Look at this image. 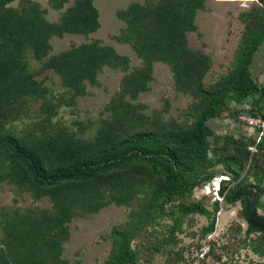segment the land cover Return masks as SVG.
<instances>
[{"label": "trees", "instance_id": "trees-1", "mask_svg": "<svg viewBox=\"0 0 264 264\" xmlns=\"http://www.w3.org/2000/svg\"><path fill=\"white\" fill-rule=\"evenodd\" d=\"M13 1L16 6L10 5ZM63 1L47 0L53 9ZM204 1L144 0L116 11L123 27L115 39L130 46L140 65L121 77L117 97L106 104L109 114L99 120L94 135L81 138L50 122L51 116L60 103L70 104L82 94L84 83H94L101 66L124 68L125 57L90 39L44 59L51 36L86 35L97 28L91 0H73L55 21L46 20L32 0H0V159L9 166L5 174L39 189L50 201V210L0 214V264H46L48 260L63 264L60 243L72 214L80 209L96 211L106 202L128 204L139 194L136 218L110 230L111 251L105 264H136L130 238L145 228L150 231L161 218L169 220L165 232L172 237L182 231L186 216L201 215L206 223L197 238L205 239L213 230L219 201L212 200L209 209L192 194L213 174L227 176L218 192L224 204L238 203L236 216L245 224L244 233L264 235V167L260 170L255 165L256 157L264 160V139L254 142L253 130L247 137L237 135L230 154L217 152L209 143L210 137H219L210 121L223 106H231L230 125L239 113L264 118V91L248 68L264 37V0H254L243 14L246 22L233 67L222 81L209 87L201 83L208 60L188 47L185 36L194 30V13ZM29 58L41 62L40 70L55 73L65 90L46 97L48 89L34 78ZM154 61L168 66L175 88L198 97L199 113L189 125L150 129L138 105L123 99L125 94L133 96L145 89ZM35 102L39 103L29 110ZM23 118L33 120L20 126L25 129L22 133L10 131L11 123ZM239 123L248 131L244 122ZM250 144L252 151L246 148ZM212 242L206 241L208 250L197 262L209 257L221 260L222 253L213 252ZM251 251L264 256L256 246Z\"/></svg>", "mask_w": 264, "mask_h": 264}, {"label": "rangeland", "instance_id": "rangeland-1", "mask_svg": "<svg viewBox=\"0 0 264 264\" xmlns=\"http://www.w3.org/2000/svg\"><path fill=\"white\" fill-rule=\"evenodd\" d=\"M32 1L39 4L46 20L55 21L73 0H64L58 9L50 7L47 0ZM142 1L144 0H91L97 11L98 21L94 31L86 35L63 33L60 37L49 38V51L44 59L48 55L90 39H97L99 44L111 46L126 59L124 68L103 65L96 70L94 83H84L83 93L70 100L72 101L70 104L60 103L50 122H56L57 126H63L81 138H91L94 135L99 120L109 114L106 104L111 98L117 97L121 77L140 65V59L130 46L115 39L123 27V22L116 16V11L125 8L131 2L142 3ZM253 1L205 0L203 7L195 11L194 30L186 32L185 36L188 47L201 52L208 60V68L201 77L203 87L222 81L233 67L235 51L239 46V39L246 22V16L243 14L253 6L255 3ZM10 5L16 6V2L13 1ZM28 62L31 71L34 72V78L48 89L46 97L57 96L65 90L55 73L50 69H39L40 61L29 58ZM248 68L252 80L264 91V37L253 52ZM123 99L131 105H138L137 108L144 114L150 129L168 128L173 124L189 125L200 109L198 97L175 88L168 66L160 61L152 62L145 89L133 96L125 94ZM263 99L264 92L262 95L264 105ZM38 103H33L29 110ZM230 109L231 106H223L218 117L210 121L219 137H210L209 143L217 147V152L225 154L233 152L237 135L247 137L252 129L248 128L246 131L243 125L240 126L239 120L230 125ZM31 120L33 119L15 120L9 129L12 132L19 130L21 125ZM224 135H228L229 139L224 138ZM214 139L216 142L213 144ZM255 160L256 168L261 170L264 167V160L260 157H256ZM215 168L223 170L220 165ZM8 170L6 161L0 159V171H2L0 172L2 174L0 214L10 215L34 209L50 210V201L39 189L29 184H19L16 177L5 174ZM262 184L264 186V177ZM139 197L140 194L128 204L116 205L106 202L96 211L80 209L72 214L66 223L65 238L60 243V261L63 264H105L111 251L110 230L125 226L126 223L131 222V217L136 218L134 209ZM192 198L199 200L210 209L212 202L210 195L203 194L195 188ZM261 199L264 201V193ZM238 208L237 202L231 205L218 202V209L214 212L213 230L206 235L209 243L213 241V252L221 251L220 261L217 262L212 257L194 261L198 247L206 242V238H197L206 219L198 214H190L185 217L181 225L182 231L174 233L172 237L166 236L165 227L169 220L165 218L159 219L154 226L152 225L150 231L145 228L144 231L131 237L129 246L136 251V264H264V256L251 251V246L264 251V235L244 233L245 224L236 216ZM257 211L262 213L261 210ZM46 264L52 263L48 260Z\"/></svg>", "mask_w": 264, "mask_h": 264}, {"label": "built area", "instance_id": "built-area-1", "mask_svg": "<svg viewBox=\"0 0 264 264\" xmlns=\"http://www.w3.org/2000/svg\"><path fill=\"white\" fill-rule=\"evenodd\" d=\"M237 119L239 121L244 122V125L247 128H252L251 130L256 132L255 140L254 142H257L259 139H264V118L260 116H251L246 113H240L237 115ZM253 144L247 145L246 148L250 151H252L254 146ZM224 180H227V176L223 174H213L207 182H205L202 187L200 188V191L203 194L210 195L212 200H218L221 201V195L219 194L218 190L220 187V183ZM206 238V237H205ZM207 241V238L205 239ZM208 250V244L206 242L202 243V245L199 247L198 253L195 254L196 258L194 261L197 262L198 259L203 258Z\"/></svg>", "mask_w": 264, "mask_h": 264}]
</instances>
